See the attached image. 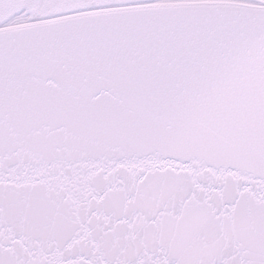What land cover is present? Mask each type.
<instances>
[{
  "label": "snow or ice",
  "instance_id": "6c2138e0",
  "mask_svg": "<svg viewBox=\"0 0 264 264\" xmlns=\"http://www.w3.org/2000/svg\"><path fill=\"white\" fill-rule=\"evenodd\" d=\"M0 264H264V0H0Z\"/></svg>",
  "mask_w": 264,
  "mask_h": 264
}]
</instances>
